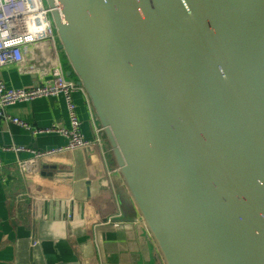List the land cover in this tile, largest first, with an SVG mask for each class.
Segmentation results:
<instances>
[{
    "label": "water",
    "instance_id": "95a60500",
    "mask_svg": "<svg viewBox=\"0 0 264 264\" xmlns=\"http://www.w3.org/2000/svg\"><path fill=\"white\" fill-rule=\"evenodd\" d=\"M163 264H264V0H45Z\"/></svg>",
    "mask_w": 264,
    "mask_h": 264
},
{
    "label": "crops",
    "instance_id": "0c3cea01",
    "mask_svg": "<svg viewBox=\"0 0 264 264\" xmlns=\"http://www.w3.org/2000/svg\"><path fill=\"white\" fill-rule=\"evenodd\" d=\"M37 64L26 53L25 69L1 68L0 80L14 88L36 85V72L26 69ZM75 101L82 132L93 139L89 102L81 92ZM65 105L62 95L10 104L7 114L31 128L0 118V146H64V136L44 130L68 126ZM0 154V264H163L138 211L119 197L123 181L120 173H108L107 163L116 166L111 152L105 156L90 144L41 158L28 152Z\"/></svg>",
    "mask_w": 264,
    "mask_h": 264
},
{
    "label": "built area",
    "instance_id": "2783aa9c",
    "mask_svg": "<svg viewBox=\"0 0 264 264\" xmlns=\"http://www.w3.org/2000/svg\"><path fill=\"white\" fill-rule=\"evenodd\" d=\"M26 53L32 54L37 65L27 68L34 70L37 75V84L31 87L14 88L0 80V118L23 128L31 126L18 117L7 114L8 106L30 101L38 97L62 95L68 112V126L53 124L45 132L58 133L67 139L64 146L36 150L23 145L0 146L1 151L28 152L35 158L46 157L51 154L70 151L76 148L96 144L106 156L110 153L106 145L102 127L99 125L94 110L90 105L88 95L83 87L77 85L74 78L66 75L63 52L59 47L56 30L50 17V10L45 0H0V69L16 66L25 69ZM81 92L89 102V112L93 122L94 138L87 139L82 132V121L77 112L75 94ZM108 173H119L118 166L110 167ZM4 166L0 154V172ZM71 218V212L68 213ZM113 216L108 219L112 222ZM114 221V220H113ZM116 226L119 223H114ZM37 242H34V245Z\"/></svg>",
    "mask_w": 264,
    "mask_h": 264
},
{
    "label": "trees",
    "instance_id": "16d2710c",
    "mask_svg": "<svg viewBox=\"0 0 264 264\" xmlns=\"http://www.w3.org/2000/svg\"><path fill=\"white\" fill-rule=\"evenodd\" d=\"M63 60H64V65H65V67H67L68 63H67V61H66L64 55H63Z\"/></svg>",
    "mask_w": 264,
    "mask_h": 264
}]
</instances>
